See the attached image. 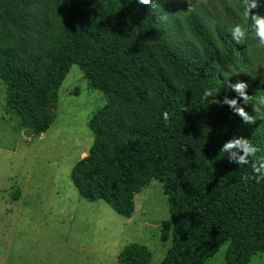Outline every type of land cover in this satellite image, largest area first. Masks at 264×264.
Returning a JSON list of instances; mask_svg holds the SVG:
<instances>
[{
  "label": "trees",
  "instance_id": "obj_1",
  "mask_svg": "<svg viewBox=\"0 0 264 264\" xmlns=\"http://www.w3.org/2000/svg\"><path fill=\"white\" fill-rule=\"evenodd\" d=\"M259 3L252 11L264 15ZM42 5L58 25L42 46L28 49V9ZM220 5L222 15L197 2L178 9L169 0H0L5 111L16 114L21 130L47 131L54 117L48 111L78 64L106 103L88 121L94 139L71 180L83 198L101 199L126 218L135 194L158 180L169 206L160 239H171L160 264H204L226 242L227 264H249L264 253V180L244 181L253 175L251 163H230L220 152L238 135L260 149L250 161L264 156V76L252 60V22L243 18L242 0L237 11ZM236 23L248 28L240 44L228 31ZM236 82L248 85L247 105L238 102L253 124L213 103L238 98L227 86ZM205 90L213 95L205 99ZM117 260L149 264L151 252L131 243Z\"/></svg>",
  "mask_w": 264,
  "mask_h": 264
},
{
  "label": "rangeland",
  "instance_id": "obj_2",
  "mask_svg": "<svg viewBox=\"0 0 264 264\" xmlns=\"http://www.w3.org/2000/svg\"><path fill=\"white\" fill-rule=\"evenodd\" d=\"M169 1L178 9L202 3L219 15L221 2L236 11L238 6V0ZM27 22L24 45L28 49L42 46L58 25L48 5L30 7ZM251 39L255 69L264 76V47L258 46L254 32ZM105 103V94L91 87L80 66L72 64L59 88L58 100L50 108L54 116L51 126L27 137L16 114L5 111V85L0 80V211L11 201L14 190L26 182L25 200L19 199L13 206L30 204L45 209V213L21 215L18 224L21 231L24 227L25 249L38 253L44 264H121L117 256L131 243L147 246L149 264H160L171 245V239H160L161 224L169 220V206L158 180L151 179L135 194L134 212L126 218L103 200L80 197L70 179L73 165L88 152L94 139L88 121ZM11 232L0 235V250L6 248L1 238L7 237L4 255L10 257L15 248ZM227 245L222 244L204 264H227ZM249 264H264V253L254 254Z\"/></svg>",
  "mask_w": 264,
  "mask_h": 264
},
{
  "label": "clouds",
  "instance_id": "obj_3",
  "mask_svg": "<svg viewBox=\"0 0 264 264\" xmlns=\"http://www.w3.org/2000/svg\"><path fill=\"white\" fill-rule=\"evenodd\" d=\"M142 5H151L153 0H138ZM244 7L243 18L245 21L251 20V28L254 32L255 38L258 40V46L264 47V15H261L259 12H253V9L260 7L259 0H242ZM229 33L232 39L240 44L242 43L248 34V28L240 23L234 24L229 28ZM231 90L235 91L238 94V98H232L225 96L223 101L214 99L213 103L226 104L228 105L235 114L239 115L244 123L253 124L255 123V118L245 111V107L241 106L238 102L239 99H242L243 104L246 106L247 102L250 99V96L247 94L246 89L248 85L245 82H236L228 83L227 85ZM213 95L212 91L205 90L203 96L205 99ZM182 111L187 112L186 107L182 108ZM169 113L165 111L163 113V118L165 121L169 120ZM260 149L253 145L248 139L243 136L234 135L230 140L226 141L220 152L228 154V160L230 163H235L239 166L249 165L251 163V169L253 172L252 176H243L244 181L255 180L256 183H260L264 180V156L258 157L254 162L250 161V157H255L257 152ZM243 154H240V153Z\"/></svg>",
  "mask_w": 264,
  "mask_h": 264
},
{
  "label": "crops",
  "instance_id": "obj_4",
  "mask_svg": "<svg viewBox=\"0 0 264 264\" xmlns=\"http://www.w3.org/2000/svg\"><path fill=\"white\" fill-rule=\"evenodd\" d=\"M86 154H87L86 152H83L84 156ZM70 179H71V174H70ZM25 183L23 185V188H16L14 190L12 196H10L11 201L6 202V206L0 211V235L3 236L6 230H10V231L12 230L10 236L13 237V246L15 247L13 256L11 257L5 256L4 254L5 251H7V247H8V238L7 237L5 239L1 238V245L5 246L6 248L5 250L2 249L0 250V264H44L42 260L39 258L38 253H35L32 250L30 251L25 249V246L23 244L24 236L22 235V231H24V227H22V231H21L18 224H19V220H21L20 219L21 215L36 214L38 212L45 213V209L36 208L35 206L30 204L26 205L25 207L13 206V203L18 201L19 199H21V201L25 200V197L27 195V188H28L27 183L26 184ZM79 196L82 197L80 194ZM88 201H96V200H88ZM26 221H28V219ZM17 230H18V236L15 238V234ZM29 234L31 233L29 232ZM19 240L21 243L19 242Z\"/></svg>",
  "mask_w": 264,
  "mask_h": 264
},
{
  "label": "water",
  "instance_id": "obj_5",
  "mask_svg": "<svg viewBox=\"0 0 264 264\" xmlns=\"http://www.w3.org/2000/svg\"><path fill=\"white\" fill-rule=\"evenodd\" d=\"M48 113H49L50 115H53L52 110H49ZM32 133H33V132H32L30 129H27V128L23 129V134H24V136L29 137V136L32 135Z\"/></svg>",
  "mask_w": 264,
  "mask_h": 264
}]
</instances>
